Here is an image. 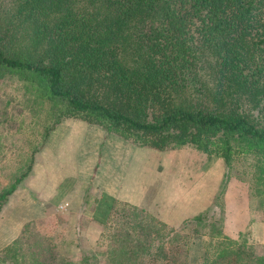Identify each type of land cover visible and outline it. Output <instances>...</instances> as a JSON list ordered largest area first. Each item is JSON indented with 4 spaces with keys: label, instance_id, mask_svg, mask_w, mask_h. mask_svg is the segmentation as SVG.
Wrapping results in <instances>:
<instances>
[{
    "label": "trees",
    "instance_id": "1",
    "mask_svg": "<svg viewBox=\"0 0 264 264\" xmlns=\"http://www.w3.org/2000/svg\"><path fill=\"white\" fill-rule=\"evenodd\" d=\"M0 70L26 75L62 107L60 118L83 116L138 147L165 152L217 137L225 163L232 140L264 153V0H0ZM32 165L0 191V212ZM211 206L171 228L115 202L102 256L77 262L51 243L33 249L28 223L0 261L191 264L199 239L198 264H264V247L227 238Z\"/></svg>",
    "mask_w": 264,
    "mask_h": 264
},
{
    "label": "rangeland",
    "instance_id": "2",
    "mask_svg": "<svg viewBox=\"0 0 264 264\" xmlns=\"http://www.w3.org/2000/svg\"><path fill=\"white\" fill-rule=\"evenodd\" d=\"M249 108L245 103L241 111ZM61 112L62 107L49 101L37 85L34 86L27 80L26 75L0 70V191L8 188L15 178L21 176L32 161L30 173L13 193H18L17 201L27 198L28 194L35 202L39 201L35 191L27 185L28 180L33 177L35 160H41L44 156L43 164L50 167L48 172L58 167L67 170L74 166L71 159L74 158L88 123L83 116L60 118ZM255 112L260 114L259 110ZM47 130L49 132L46 134ZM208 139L203 140L205 142L199 147L185 144L169 150L176 152V155L170 156V160L175 161L176 169L180 168L178 165L186 164L193 174L199 172L201 166L202 171L214 166L216 174L208 178V185L211 187L217 181L219 186L214 197L215 203L207 213L208 217L221 220L224 224L229 212V221L242 227V230L235 237L227 238L234 242L245 241L258 251L257 246L264 247V242L253 241L248 228L253 221L264 222V153H249L244 143L232 140L228 163H225L224 147L219 139ZM72 181L73 179H67L62 183L61 193L47 204L45 215L26 223L33 226L27 242L33 249L38 244L56 245L62 248L64 257L73 262L79 261L82 255L100 258L104 226H97L92 217L91 219L82 212L85 202L93 206V199L98 194L92 189L86 191L79 187L76 188L78 194L84 193L81 196L82 203H79V198L73 200L69 207L63 204L64 209L58 204L61 203L63 194L75 190ZM241 207L243 211L239 213ZM117 208L120 209V206ZM200 241H192L191 264H198L201 260L203 247ZM0 264L10 263L0 261Z\"/></svg>",
    "mask_w": 264,
    "mask_h": 264
},
{
    "label": "crops",
    "instance_id": "3",
    "mask_svg": "<svg viewBox=\"0 0 264 264\" xmlns=\"http://www.w3.org/2000/svg\"><path fill=\"white\" fill-rule=\"evenodd\" d=\"M82 136L72 168L58 167L48 172L50 167L43 164L44 156L35 160L33 177L27 185L35 191L39 201L35 202L29 194L17 201L18 193L15 192L9 197L0 212V251L20 235L27 222L45 215L47 204L61 193L62 183L67 179H73L75 190L63 194L61 203H58L60 208L64 205L69 207L73 200L79 198V203L83 202L81 196L84 193L78 194L76 188L92 189L98 194L96 203L84 206L82 212L92 217L97 226L105 225L115 202L143 209L171 228H178L183 221L211 206L219 186L217 181L211 187L208 185V178L216 174L214 166L205 171L201 166L195 174L183 163L176 169L175 161L170 160L176 152L140 148L119 136L108 134L97 125H87ZM239 211L241 213L243 208ZM230 215L227 212L224 233L235 237L242 227L229 221ZM248 230L253 241L264 242V222L253 221Z\"/></svg>",
    "mask_w": 264,
    "mask_h": 264
},
{
    "label": "bare ground",
    "instance_id": "4",
    "mask_svg": "<svg viewBox=\"0 0 264 264\" xmlns=\"http://www.w3.org/2000/svg\"><path fill=\"white\" fill-rule=\"evenodd\" d=\"M80 143H81V142H80ZM80 143H79V144H80ZM74 156H75V155H74ZM71 161L74 163V162H75V159L73 158V159H71Z\"/></svg>",
    "mask_w": 264,
    "mask_h": 264
}]
</instances>
